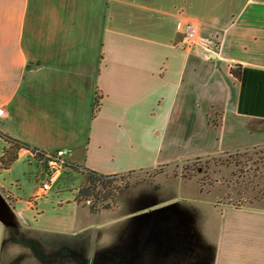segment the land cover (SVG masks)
I'll return each instance as SVG.
<instances>
[{
    "label": "crops",
    "instance_id": "obj_1",
    "mask_svg": "<svg viewBox=\"0 0 264 264\" xmlns=\"http://www.w3.org/2000/svg\"><path fill=\"white\" fill-rule=\"evenodd\" d=\"M190 22L199 41L184 50ZM0 106V132L105 176L262 146L264 0H0ZM9 147L0 137V159ZM46 178L36 159L0 161V264L23 243L36 256L32 231L65 234L87 208L83 173L44 193ZM210 204V264H264V207Z\"/></svg>",
    "mask_w": 264,
    "mask_h": 264
},
{
    "label": "rangeland",
    "instance_id": "obj_2",
    "mask_svg": "<svg viewBox=\"0 0 264 264\" xmlns=\"http://www.w3.org/2000/svg\"><path fill=\"white\" fill-rule=\"evenodd\" d=\"M158 174H168L170 180L162 177L154 185L126 190L125 184L130 188ZM70 177L69 186L81 180ZM113 180L114 187L125 190L116 208L115 200L109 210L93 214L82 204L87 208L79 209L74 228L60 236L32 231L30 239L39 245L36 256L23 243L4 264H210L204 238L214 224L210 203L264 207V145ZM161 202L165 204L145 210L147 204ZM192 233L200 242L191 239ZM60 247L67 250L60 252Z\"/></svg>",
    "mask_w": 264,
    "mask_h": 264
},
{
    "label": "trees",
    "instance_id": "obj_3",
    "mask_svg": "<svg viewBox=\"0 0 264 264\" xmlns=\"http://www.w3.org/2000/svg\"><path fill=\"white\" fill-rule=\"evenodd\" d=\"M234 76L241 78V67H237L232 71ZM98 99L95 101V110L98 108ZM0 137L5 139L10 147L5 149L3 155L1 156V166L3 168H9L18 158L19 151L22 148H32L29 144L11 138L2 132H0ZM75 172H81L84 176V181L78 190L77 201L79 204H87V201L91 200L92 204L88 205L91 213L98 214L101 211L109 210L112 204L118 197L122 187H114V178L123 176H105L99 174L92 170L81 171L79 166L71 164ZM128 188V183L125 184ZM100 206V207H98ZM236 207H242L241 204L235 205Z\"/></svg>",
    "mask_w": 264,
    "mask_h": 264
},
{
    "label": "built area",
    "instance_id": "obj_4",
    "mask_svg": "<svg viewBox=\"0 0 264 264\" xmlns=\"http://www.w3.org/2000/svg\"><path fill=\"white\" fill-rule=\"evenodd\" d=\"M199 41V26L193 22L186 25L185 35L180 42L179 47L184 50H191ZM7 115L5 107L0 106V119L5 118ZM28 159H36L44 165L46 180L42 183V190L47 193L52 189L54 183L67 172H73L74 169L69 162L70 151L68 149H59L54 152H46L37 149L22 148L19 153ZM82 171V169L80 168ZM88 205L92 201H87ZM100 207V206H98Z\"/></svg>",
    "mask_w": 264,
    "mask_h": 264
},
{
    "label": "flooded vegetation",
    "instance_id": "obj_5",
    "mask_svg": "<svg viewBox=\"0 0 264 264\" xmlns=\"http://www.w3.org/2000/svg\"><path fill=\"white\" fill-rule=\"evenodd\" d=\"M102 212V211H101Z\"/></svg>",
    "mask_w": 264,
    "mask_h": 264
}]
</instances>
